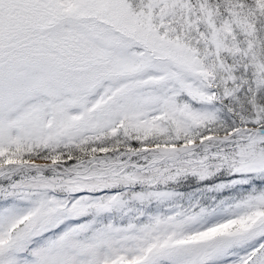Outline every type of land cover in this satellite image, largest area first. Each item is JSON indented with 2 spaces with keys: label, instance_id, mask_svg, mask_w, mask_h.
<instances>
[{
  "label": "snow or ice",
  "instance_id": "1",
  "mask_svg": "<svg viewBox=\"0 0 264 264\" xmlns=\"http://www.w3.org/2000/svg\"><path fill=\"white\" fill-rule=\"evenodd\" d=\"M0 264H264V0H0Z\"/></svg>",
  "mask_w": 264,
  "mask_h": 264
},
{
  "label": "rangeland",
  "instance_id": "2",
  "mask_svg": "<svg viewBox=\"0 0 264 264\" xmlns=\"http://www.w3.org/2000/svg\"><path fill=\"white\" fill-rule=\"evenodd\" d=\"M246 195V190L244 189V187L242 186H237L233 189H228L226 191H224L223 193H219V192H206L205 190L202 189V193L201 191L199 192V190H195L194 194L192 193L191 196L186 195V197H202L205 199V201H211L213 199L215 200H220V199H224V198H231V199H235V198H239ZM156 206L152 205V209L150 210H155ZM118 222H122V223H127V219L123 220V221H119Z\"/></svg>",
  "mask_w": 264,
  "mask_h": 264
},
{
  "label": "trees",
  "instance_id": "3",
  "mask_svg": "<svg viewBox=\"0 0 264 264\" xmlns=\"http://www.w3.org/2000/svg\"><path fill=\"white\" fill-rule=\"evenodd\" d=\"M181 191H182V189H180ZM195 190H199V192L201 191V193H202V189H200V188H198V187H193L191 190H189V191H183V195L184 196H186V195H188V196H191V194L193 193L194 194V191Z\"/></svg>",
  "mask_w": 264,
  "mask_h": 264
}]
</instances>
